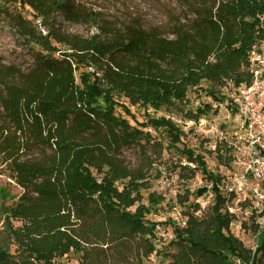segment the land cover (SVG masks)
Segmentation results:
<instances>
[{
  "label": "trees",
  "instance_id": "obj_1",
  "mask_svg": "<svg viewBox=\"0 0 264 264\" xmlns=\"http://www.w3.org/2000/svg\"><path fill=\"white\" fill-rule=\"evenodd\" d=\"M87 1L0 0L3 19L31 48V61L0 62V175L20 190L0 187L16 245L12 253L0 244V264H67L71 256L79 264H148L154 255L161 264H264L257 213L253 248L231 231L237 193L209 169L205 152L183 142L181 125L158 115L176 107L198 123L212 105L190 107V92L221 102V89L251 83L264 0H172L167 28L150 29L139 18L110 19ZM59 15L97 32H67ZM130 106L144 108L145 121ZM209 153L233 162L227 143ZM169 173L183 186L167 199L152 186ZM198 175L206 183L192 188ZM208 195V204L199 201ZM166 205L180 209V221L156 219ZM161 227L172 231L167 241Z\"/></svg>",
  "mask_w": 264,
  "mask_h": 264
},
{
  "label": "rangeland",
  "instance_id": "obj_2",
  "mask_svg": "<svg viewBox=\"0 0 264 264\" xmlns=\"http://www.w3.org/2000/svg\"><path fill=\"white\" fill-rule=\"evenodd\" d=\"M88 6H93L95 9L101 10L108 18L118 19L122 22L129 21L133 18H139L144 27L147 29L160 26L167 28L168 25V12L173 6L172 0H88ZM27 16L31 17L32 11L26 8L23 11ZM58 21L62 24L65 31L75 34H80L85 37L92 35L97 32V28L90 24H76L64 20L61 15L58 17ZM65 49V47H61ZM31 48L22 45L18 36L14 30L6 23L3 16L0 14V62L5 63H21L22 61H31L30 53ZM88 70H92L89 68ZM77 72V76H79ZM223 94H226L225 100L216 102L207 95L206 93H194L190 92L188 98L190 99V107L196 108L200 104H211L212 110L209 116L202 118L198 123L189 119H184L177 113V108H171L168 110L159 111L158 115H165L168 118H172L173 121L177 122L185 130V135L182 140L189 147L196 148L197 151L205 152V157L208 162L209 169L215 172L219 176L224 178L226 186L236 185L235 188H239L241 183V171L240 168L230 162V164H222L219 162L216 153H209V150H214L216 145L224 144L226 141H233V132L237 125V105L236 98L238 93H235V89L232 87H226L221 89ZM121 101L126 104H130L124 97L120 98ZM131 112L135 116V120L143 122L146 119V110L138 106H130ZM217 110V111H216ZM120 112L121 109H119ZM147 112L152 113L153 110L149 109ZM132 124H135L134 119L130 116L127 117ZM149 130L158 138H163L161 133L149 128ZM159 134V135H158ZM165 139V138H163ZM166 140V139H165ZM165 158L171 159L173 162L179 160L178 154H167ZM174 165V164H173ZM172 165V167H173ZM169 173L167 177H163L153 182L152 190L159 192L169 198L175 197L176 193L182 188L183 183L178 179L176 174L171 175ZM249 187L252 188L256 185V182L248 181ZM191 183L192 188L201 186L206 182L202 179L201 175H198L195 180ZM5 186L9 189V192L17 193L19 188L14 186L10 187V178L5 175H0V187ZM239 190V189H238ZM253 196L248 192L247 187L244 190H239L236 195V199L231 205V209L237 215V220L231 225L232 233L241 239L247 246L256 247L257 236L252 230V218L251 214L253 211L250 198ZM208 196L199 198V201L204 203ZM249 201V203H247ZM1 198H0V244L9 243L6 231H5V216L1 212ZM10 204V200L8 201ZM167 213H162L157 216V220H165L168 216H172L176 220H181V214L179 208L171 209L170 205H166ZM17 225L21 224L20 221L15 222ZM160 236H163L167 241L172 236V231L169 228H160ZM9 250L14 253L16 245L9 243ZM67 264H79L78 259L74 256L63 258ZM161 256H152L148 264H161Z\"/></svg>",
  "mask_w": 264,
  "mask_h": 264
},
{
  "label": "built area",
  "instance_id": "obj_3",
  "mask_svg": "<svg viewBox=\"0 0 264 264\" xmlns=\"http://www.w3.org/2000/svg\"><path fill=\"white\" fill-rule=\"evenodd\" d=\"M252 81L238 89L237 125L233 132V141L226 143L231 147L233 162L240 168L241 183L227 186L229 191L244 190L253 196L252 208L257 213L256 222L264 223V40L256 44L249 53ZM93 71V69H92ZM248 181L256 182L252 188ZM239 189V190H238ZM210 196L204 201L209 203ZM231 209V208H230ZM231 211H233L231 209Z\"/></svg>",
  "mask_w": 264,
  "mask_h": 264
}]
</instances>
